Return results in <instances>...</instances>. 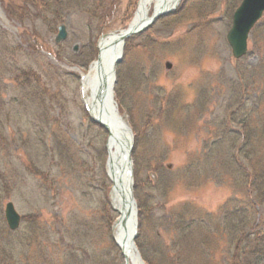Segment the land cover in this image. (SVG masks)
<instances>
[{
  "label": "rangeland",
  "instance_id": "1",
  "mask_svg": "<svg viewBox=\"0 0 264 264\" xmlns=\"http://www.w3.org/2000/svg\"><path fill=\"white\" fill-rule=\"evenodd\" d=\"M139 2L0 0V264H125L113 242L108 136L88 120L76 72ZM240 3L183 0L126 41L114 97L134 133L145 264H250L237 242L264 230V199L241 174L256 165L242 158L246 130L247 153L264 150V19L235 60L227 34ZM61 25L68 38L56 44ZM8 202L22 216L14 233Z\"/></svg>",
  "mask_w": 264,
  "mask_h": 264
},
{
  "label": "bare ground",
  "instance_id": "2",
  "mask_svg": "<svg viewBox=\"0 0 264 264\" xmlns=\"http://www.w3.org/2000/svg\"><path fill=\"white\" fill-rule=\"evenodd\" d=\"M183 0H140L131 26L138 28L147 21V16L154 13H167L177 9ZM125 33L106 35L99 41V59L91 64L85 72L77 70L79 75V91L87 117L102 123V130L108 136V177L112 183L111 206L118 219L113 226V239L119 253L126 264H144L137 248L132 242L135 232V208L129 203L131 198L129 167L127 162L129 136L125 132L128 123L116 114V106L111 100V86L114 81L113 60L123 57L124 46L122 37ZM100 86H107L106 97L98 100ZM121 116V115H120ZM129 214V216H128Z\"/></svg>",
  "mask_w": 264,
  "mask_h": 264
},
{
  "label": "water",
  "instance_id": "3",
  "mask_svg": "<svg viewBox=\"0 0 264 264\" xmlns=\"http://www.w3.org/2000/svg\"><path fill=\"white\" fill-rule=\"evenodd\" d=\"M159 14L154 15L153 18L147 22V24L139 27L133 28L129 27L127 31H125L124 37L122 40L125 41L132 35H136L142 33L148 26L152 25L160 16L166 15ZM264 14V0H244L241 6L236 10L233 16V26L227 36L228 43L231 47L233 56L235 59H241L244 57L248 52V38L250 32L253 30L254 26L257 22L262 18ZM67 38L66 28L61 26L59 28V34L56 38V43H60ZM120 62L117 58L115 61L113 60L114 67ZM167 69H170L172 66L170 63L166 64ZM112 87V86H111ZM108 90L107 86H100L97 94V98L101 101L102 98L106 95ZM112 91V89H111ZM112 94V93H111ZM98 124L102 125L101 123L97 122ZM129 203H135L134 199L130 198ZM5 216L8 223L9 228L12 231H15L20 226L21 218L19 214L16 212L15 207L12 203L7 204L5 210ZM129 216V214H128ZM137 227V226H136ZM137 238L136 231L132 237V240L135 241Z\"/></svg>",
  "mask_w": 264,
  "mask_h": 264
},
{
  "label": "trees",
  "instance_id": "4",
  "mask_svg": "<svg viewBox=\"0 0 264 264\" xmlns=\"http://www.w3.org/2000/svg\"><path fill=\"white\" fill-rule=\"evenodd\" d=\"M263 70H264V67L262 68V71ZM261 86H262V89H261L262 94L259 100H261V102H264V81L261 83ZM258 110H260V102L258 105ZM261 113H262V116H264V108L262 109ZM241 116L243 119H245L243 122V128L245 132L246 127L248 126L247 124L248 119L244 117L243 113L241 114ZM260 128H261L262 135H263L262 138L264 139V122L262 123V125H260ZM243 139H244V143L242 144L243 146L241 147V151L243 153L242 158L245 159L246 162H248L251 166L253 165V163H255L256 165H254L253 167L254 169L250 173H246V168H245V170L241 171V174L244 177V183L246 185L248 184V181H247L248 178H251V182L253 186L252 189H255L253 192H255L257 196V200L258 202H260L261 200L264 199V150L260 152V154L258 155L248 154L245 146L248 147V145L251 142V139L248 136L247 130L245 132ZM37 176L42 177L41 172H38ZM245 213L246 212L243 211L242 216L241 215H240L241 217L238 216L240 220L238 223V226L242 225V220L244 219L243 217ZM0 215H1V212H0ZM263 229H264V226H263ZM237 243H241L243 245L245 244L243 248L241 247V244H239V247L242 249L243 258H245L246 260L250 259V264H264V230L258 236H255V233L249 234L248 236L246 235V238H244L242 241H238Z\"/></svg>",
  "mask_w": 264,
  "mask_h": 264
}]
</instances>
